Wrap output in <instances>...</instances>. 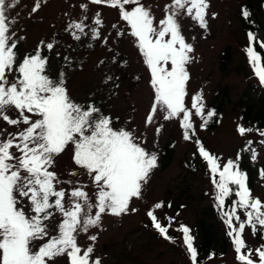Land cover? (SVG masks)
<instances>
[{"label":"snow or ice","instance_id":"6c2138e0","mask_svg":"<svg viewBox=\"0 0 264 264\" xmlns=\"http://www.w3.org/2000/svg\"><path fill=\"white\" fill-rule=\"evenodd\" d=\"M89 3L117 8L120 19L129 29L128 35L135 38V45L150 73L149 84L154 93L146 126L158 112L163 113L164 120L182 114L179 122L183 138L191 139L195 135L191 110L201 119V128L215 112L207 110L205 114V104L199 93L192 96L191 109L185 104L186 83L190 78L186 65L192 61L190 54L194 48L186 42L178 20L191 18L201 29H206L208 0H171L165 5L164 17L158 23H154L150 7H145L141 0H89ZM14 7L16 4L12 0H0V120L18 129L15 132L0 130V264H50L65 254L69 264H90L93 248L89 246L82 250L77 244V235L99 227L102 214L119 217L129 210L135 212V208L130 209V201L141 197L143 185L148 183L150 173L158 166V157L142 146L134 129L115 128L112 117L105 115L95 102L73 101L65 86V72L61 70L55 78L48 74V56L42 53L41 46L23 58L19 57L17 41L13 40L15 33L10 34L9 27L15 21L6 15ZM39 7L37 0L32 12ZM80 8L85 15L68 23L65 31L76 41L85 35L93 41L101 39V13L94 14L91 19L94 27H91L85 23L88 5L82 3ZM242 16L247 19L248 11L243 10ZM86 28L89 29L87 33ZM123 34L117 32V36ZM247 35L246 55L254 75L264 86V63L252 46L259 37L254 32ZM41 45L49 52L54 48L53 42L45 44L42 41ZM260 47L264 48V41L260 42ZM64 59L69 61L68 57ZM112 79L107 76L105 83ZM13 109L17 113L15 117L8 114ZM160 131V128L156 129L157 134ZM237 132L245 136L252 133L253 128L238 126ZM259 135L264 137V131H259ZM260 143L264 145V140ZM195 144L211 173L216 205L225 217L236 261L238 264H264V244L253 249L242 238L245 229L250 228L253 236L260 232L264 239V202L253 197L248 187L247 174L238 165L240 152L235 161L228 159L221 163L199 140ZM252 144V140H247L241 152H249L255 161L257 151ZM69 146L73 150L74 164L90 177V185L63 180L50 171L55 158ZM68 175L80 173L70 171ZM259 175L264 180V169ZM61 185L69 187H59ZM89 186L95 190L94 202L85 190ZM233 194L235 199L226 209L225 201ZM163 207V202H157L146 214L152 227L165 240L174 242L168 235L173 218L166 217L167 225H162L154 214V210ZM238 209L242 210L243 218L237 214ZM57 214L59 220L53 233L49 223ZM177 231L183 234L190 264H198L189 227L181 224ZM88 238L91 241L97 239L95 235ZM37 241L41 243L37 245ZM91 264L102 262L95 259Z\"/></svg>","mask_w":264,"mask_h":264},{"label":"rangeland","instance_id":"374dc122","mask_svg":"<svg viewBox=\"0 0 264 264\" xmlns=\"http://www.w3.org/2000/svg\"><path fill=\"white\" fill-rule=\"evenodd\" d=\"M259 1L208 0L206 29H201L191 18H179L182 35L194 48L190 54L192 61L186 65L190 77L186 83V106L191 109V98L199 93L202 95L206 114L209 107L224 93L227 96L219 123L213 130L201 128V119L191 110L195 135L185 140L179 122L182 114L181 117L164 120L163 113L158 112L152 123L146 126V117L154 96L149 84L151 77L135 45V38L128 35L129 29L126 22L120 19L117 8L92 5L89 0H39L40 7L32 12L37 0H12L16 7L6 15L15 21L9 27L10 34L15 33L13 40L17 41L19 57L23 58L41 46L42 53L48 56V74L55 78L61 70L65 72V86L73 101L82 104L95 102L105 115L112 117L115 128L134 129L135 134L141 138L142 146L149 152H155L158 157V166L150 173L148 183L143 185L141 197L130 201V209L135 208V212L129 210L119 217L102 214L99 227L77 235V244L82 250L89 246L93 248L90 264L95 259H100L102 264H190L183 244V234L177 229L181 224L189 227L193 243L198 245L197 221L203 214L210 216L209 207H217L211 173L206 162L199 156L196 140L210 154L218 157L221 163L228 159L235 161L240 152L238 165L243 164L252 171L253 197L264 202V180L259 175L260 170L264 169V145L260 143L264 137L259 135V131H264V127L255 128L253 125L255 112L264 104V86L254 75L246 55L247 32L241 19L242 10L248 3L253 14L252 20L261 28L260 40L264 41V11L259 7ZM170 2L171 0H141L145 7H150L155 17L154 23L164 17L165 5ZM82 3L88 5V19L85 23L91 27H94L91 25L94 14L97 11L101 13L103 27L100 29L99 40H90L85 35L80 41H76L65 31L68 23L85 15L80 8ZM113 25L117 27L113 28ZM118 31L124 34L117 36ZM85 32H89V29L86 28ZM20 37L23 39H19ZM42 41L45 44L53 42V50L49 52L41 45ZM227 50H230V61L224 68L222 54ZM64 57H68L69 61L66 62ZM101 61L104 63L101 64ZM107 76H112L113 79L105 83ZM248 109H251L250 119H246ZM8 114L12 117L17 115L14 109ZM238 126L251 127L253 132L241 136L237 132ZM157 128L161 129L159 134L156 133ZM3 129L7 132L18 130L0 120V130ZM247 140L253 141L252 146L257 151L255 161L251 159L249 152H241ZM72 157L73 150L69 146L55 158L50 171L57 173L63 180L90 185V177L74 164ZM70 171H76L80 175L70 176ZM85 190L94 202L95 190L91 186ZM157 202L164 204L163 208L154 210L162 225H167L166 217L173 218L168 235L174 242L165 240L152 227L146 214ZM169 204L171 207H168ZM94 212L95 210L93 214ZM237 214L243 218L242 210L238 209ZM213 217H209V222L213 223ZM216 218L220 231L226 235L228 248L224 255L207 256L198 261V264H238L232 240L227 235L225 217L217 214ZM58 220L59 214L49 223L53 233ZM91 235H95L97 239L91 241L88 238ZM242 238L253 249L264 244L261 233L257 232L253 236L250 228L245 229ZM36 243L39 245L41 242ZM50 264H69V261L65 254L55 258Z\"/></svg>","mask_w":264,"mask_h":264},{"label":"trees","instance_id":"16d2710c","mask_svg":"<svg viewBox=\"0 0 264 264\" xmlns=\"http://www.w3.org/2000/svg\"><path fill=\"white\" fill-rule=\"evenodd\" d=\"M248 2H251V0H248ZM259 4H260L259 7L264 11V0H260ZM243 10H247L249 13V16L247 19H245L241 13V19L244 22V25L246 27V32L247 34L249 32H254L256 36L259 37V40L254 41L252 46L254 47V50L257 52V54L261 55L262 63H264V48L260 47L261 40L259 36V31L261 30V28L256 21L252 20L253 14L251 12V9L248 3L245 5ZM247 42L249 46L248 35H247ZM229 61H230V50H227L222 54V64L224 68H226ZM226 103H227V96L224 93L223 96L219 98V100L216 103H213L209 107L208 110L214 111L215 116L211 120H209L208 124L204 127L205 130L210 131L217 127L219 123L220 115ZM247 112L248 113L246 114V119H250L251 109H248ZM253 125L255 128L264 127V104H261L259 108L257 109V111L255 112V119H253ZM239 168L241 171L247 174V184L253 195L254 185H253L252 171L243 164L239 165ZM216 179L217 180L219 179L218 175L216 176ZM229 187L234 188L235 186L229 185ZM234 199H235L234 194L230 195L226 199L225 201L226 209L232 204V201ZM208 212L210 213V216L215 217V218L213 217V223L209 222V217H210L209 215L203 214L196 224V230L198 231L199 243L198 245L193 243V245L197 249L198 261H201L203 258L210 256V255L222 256L225 254V251L228 248V241H227L226 235L220 231V224L218 223L217 221L218 219L216 218L217 214L222 217L221 210L218 209L217 207L216 208L209 207Z\"/></svg>","mask_w":264,"mask_h":264}]
</instances>
